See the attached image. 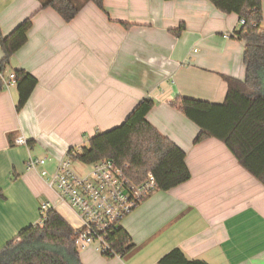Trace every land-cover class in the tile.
I'll return each instance as SVG.
<instances>
[{"label": "crops", "instance_id": "obj_1", "mask_svg": "<svg viewBox=\"0 0 264 264\" xmlns=\"http://www.w3.org/2000/svg\"><path fill=\"white\" fill-rule=\"evenodd\" d=\"M47 1L0 0L4 35L32 17L4 76L25 70L38 80L19 112L16 83L0 92V248L39 222L45 201L77 228L75 211L53 202L50 175L70 148L120 125L152 98L148 120L185 150L191 178L155 191L121 220L135 244L129 253L107 257L90 245L80 248L82 263L158 264L179 247L209 264H264V185L222 141L196 143L200 128L174 104L180 96L222 103L224 77L245 78L238 14L210 0H103V8L73 0L79 11L66 21ZM19 136L28 143L16 144ZM29 156L49 159L28 169Z\"/></svg>", "mask_w": 264, "mask_h": 264}, {"label": "trees", "instance_id": "obj_2", "mask_svg": "<svg viewBox=\"0 0 264 264\" xmlns=\"http://www.w3.org/2000/svg\"><path fill=\"white\" fill-rule=\"evenodd\" d=\"M103 8V0H93ZM224 13H236L245 24L237 36L245 42L244 79L225 76L227 93L222 103L189 97H178L174 104L194 122L200 132L195 142L209 138L222 141L240 164L264 185V28L263 0H210ZM43 6H52L66 21H71L79 8L73 0H49ZM32 27V17L19 24L8 35L0 28V48L3 58L0 72L4 74L12 56L26 43ZM185 26L172 30L180 35ZM18 90L16 110L28 102L38 84L35 76L25 70L14 72ZM6 88L0 76V92ZM155 101L145 98L120 125L99 132L80 149L70 148L73 162L83 166L103 159H111L118 166L128 165L127 173L137 183L153 173L156 188L153 191L173 189L191 178L186 152L161 133L149 120L148 114ZM13 143L14 134H9ZM75 153H72V151ZM150 196V195H149ZM0 197H4L0 191ZM148 198V197H147ZM75 228L54 208L46 211L45 220L31 224L0 248V264H83L80 248L74 243ZM109 240L115 253L103 255L124 256L135 248L129 233L122 225L110 233ZM158 264H209L201 259H189L176 247L165 254Z\"/></svg>", "mask_w": 264, "mask_h": 264}, {"label": "built area", "instance_id": "obj_3", "mask_svg": "<svg viewBox=\"0 0 264 264\" xmlns=\"http://www.w3.org/2000/svg\"><path fill=\"white\" fill-rule=\"evenodd\" d=\"M240 22L245 24V19H240ZM0 76L6 87L16 83L14 72L8 77L0 72ZM27 143L24 136L16 138V144ZM88 144L89 142L80 147ZM48 159L29 156L26 166L28 169H35L46 165ZM127 168V164L118 166L111 159H103L92 164L88 173H84L74 167L69 152L59 160L55 172L50 175L49 186L57 194L53 202L68 204L80 221L74 234V243L78 248L92 245L102 254L115 253L109 240L110 233L155 190L153 173H149L144 182L137 183L129 176ZM42 175L48 176V171L43 170ZM50 207L51 201L41 204L39 222L45 220L46 211Z\"/></svg>", "mask_w": 264, "mask_h": 264}, {"label": "rangeland", "instance_id": "obj_4", "mask_svg": "<svg viewBox=\"0 0 264 264\" xmlns=\"http://www.w3.org/2000/svg\"><path fill=\"white\" fill-rule=\"evenodd\" d=\"M73 165L78 171L84 172V173H88L90 169V165L83 166L82 164L77 163V162H73Z\"/></svg>", "mask_w": 264, "mask_h": 264}]
</instances>
